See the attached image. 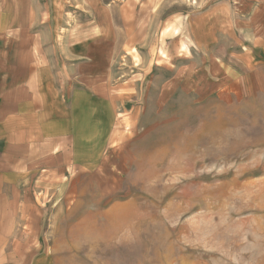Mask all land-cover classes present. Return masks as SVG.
<instances>
[{"label": "rangeland", "instance_id": "obj_1", "mask_svg": "<svg viewBox=\"0 0 264 264\" xmlns=\"http://www.w3.org/2000/svg\"><path fill=\"white\" fill-rule=\"evenodd\" d=\"M215 1L0 0V68L23 35L112 37L100 167L56 185L0 178V230L34 237L39 264H264V0H229L199 44Z\"/></svg>", "mask_w": 264, "mask_h": 264}, {"label": "crops", "instance_id": "obj_2", "mask_svg": "<svg viewBox=\"0 0 264 264\" xmlns=\"http://www.w3.org/2000/svg\"><path fill=\"white\" fill-rule=\"evenodd\" d=\"M230 11L229 0L200 11L197 43L215 41ZM91 32L81 36L67 28L48 40L23 35L30 39L26 50L12 54L11 63L2 60L0 178L10 186L56 185L103 162L113 137L109 124L117 120L108 82L112 37ZM22 204L21 217L28 219L29 204ZM32 219L26 230H38ZM13 230L20 228L0 230V264H39L35 238H13Z\"/></svg>", "mask_w": 264, "mask_h": 264}, {"label": "bare ground", "instance_id": "obj_3", "mask_svg": "<svg viewBox=\"0 0 264 264\" xmlns=\"http://www.w3.org/2000/svg\"><path fill=\"white\" fill-rule=\"evenodd\" d=\"M261 195V194H260Z\"/></svg>", "mask_w": 264, "mask_h": 264}]
</instances>
